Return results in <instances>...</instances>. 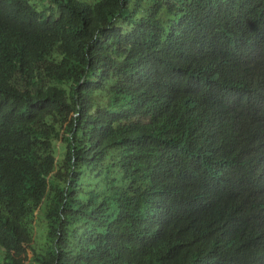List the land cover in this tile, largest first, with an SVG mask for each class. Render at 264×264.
<instances>
[{"label": "trees", "instance_id": "trees-1", "mask_svg": "<svg viewBox=\"0 0 264 264\" xmlns=\"http://www.w3.org/2000/svg\"><path fill=\"white\" fill-rule=\"evenodd\" d=\"M0 248L264 264V0H0Z\"/></svg>", "mask_w": 264, "mask_h": 264}, {"label": "rangeland", "instance_id": "rangeland-1", "mask_svg": "<svg viewBox=\"0 0 264 264\" xmlns=\"http://www.w3.org/2000/svg\"><path fill=\"white\" fill-rule=\"evenodd\" d=\"M35 237H36V246L39 248L40 246L43 245L45 236L41 230H37ZM3 258H4V252H3L2 248H0V264L3 262Z\"/></svg>", "mask_w": 264, "mask_h": 264}]
</instances>
